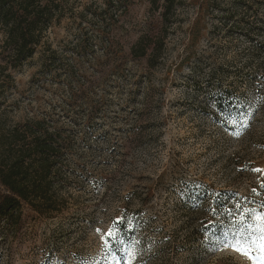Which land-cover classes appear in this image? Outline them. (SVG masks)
I'll return each instance as SVG.
<instances>
[{
  "label": "rangeland",
  "instance_id": "374dc122",
  "mask_svg": "<svg viewBox=\"0 0 264 264\" xmlns=\"http://www.w3.org/2000/svg\"><path fill=\"white\" fill-rule=\"evenodd\" d=\"M217 4L182 0L168 24L165 64L149 70L130 50L142 35L158 37L162 8L68 0L46 38L63 55L52 69L41 70L42 47L0 73V120L46 117L64 128L74 140L65 160L75 168L65 170V211L48 218L25 207L14 235L0 234V264H165L146 259L158 238L148 228H180L188 219L182 203L196 208L214 189L225 196L223 225L171 264H264L259 228L249 241L236 223L264 215V44L252 53L246 36L254 25L264 38V0ZM163 175L166 188L145 207L140 198Z\"/></svg>",
  "mask_w": 264,
  "mask_h": 264
},
{
  "label": "trees",
  "instance_id": "16d2710c",
  "mask_svg": "<svg viewBox=\"0 0 264 264\" xmlns=\"http://www.w3.org/2000/svg\"><path fill=\"white\" fill-rule=\"evenodd\" d=\"M112 2L114 0H108ZM153 9H163L164 26L157 38L142 35L131 47L134 60H145L149 70L165 64L168 24L177 14L182 0H149ZM216 6L218 0H215ZM68 0H0V57L4 65L0 73L21 68L29 59L43 49L42 72L51 70L53 64L62 57L59 51L47 45V34L54 24L66 17L64 8ZM84 15V13L82 14ZM102 16V13H101ZM246 36L253 44L252 53L259 52L264 44L260 26H248ZM84 47L77 48L81 52ZM250 52V51H249ZM8 75V74H7ZM8 77H11L8 75ZM68 134L69 136L65 135ZM73 136L48 118H28L24 122L10 123L0 120V234L2 237L14 235L23 220L24 208L42 217L62 214L66 209L65 197L70 182L66 171L75 169L66 163L65 155L73 148ZM66 164V166H65ZM66 170V171H65ZM130 171L129 176L133 173ZM165 175L159 176L145 198L140 201L149 207L155 192L166 188ZM225 196L220 191L205 193L196 208L182 203L181 208L188 216L183 226L167 231L169 222L161 226H151L157 238V250L150 252L149 260L164 259L171 264L173 258L180 257L183 250L201 239L204 232L221 227V202ZM232 203L234 196H229ZM125 201V199L123 200ZM230 212H237L230 204ZM125 209L119 208L117 217H123ZM237 215V213H236ZM236 217V216H235ZM117 219V220H118ZM236 219V218H235ZM6 223V225H5ZM188 229L186 234L183 231ZM156 236V237H157ZM166 254V255H165ZM168 255L170 259L168 260Z\"/></svg>",
  "mask_w": 264,
  "mask_h": 264
},
{
  "label": "snow or ice",
  "instance_id": "6c2138e0",
  "mask_svg": "<svg viewBox=\"0 0 264 264\" xmlns=\"http://www.w3.org/2000/svg\"><path fill=\"white\" fill-rule=\"evenodd\" d=\"M261 187H264V185H261ZM255 191V190H254ZM251 215L252 214H246L244 215L239 221H237L236 223L243 226V227H246L249 231V235L247 237V239L250 241L251 240V236L255 233V230L257 229V227L259 228V231L261 233V250H264V215H260L258 217V221L259 223H252V224H247L246 222L251 218ZM109 238H111L112 240H116V241H119V236L117 234L116 231L114 230H110L107 234H106ZM245 238L243 236H241L240 240L237 241V245H236V248L238 251H240V247H239V244L242 240H244ZM108 241L105 240V244L107 245ZM249 247H251V244H249ZM244 254H248V252H245Z\"/></svg>",
  "mask_w": 264,
  "mask_h": 264
}]
</instances>
